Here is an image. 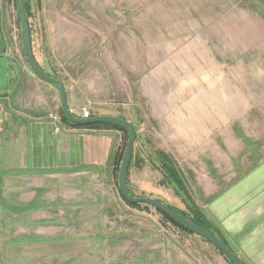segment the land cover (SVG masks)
Segmentation results:
<instances>
[{"label": "rangeland", "instance_id": "374dc122", "mask_svg": "<svg viewBox=\"0 0 264 264\" xmlns=\"http://www.w3.org/2000/svg\"><path fill=\"white\" fill-rule=\"evenodd\" d=\"M11 1L5 6L4 23L8 60L17 77L8 93L12 92L11 107L25 110L36 101L33 95L48 102L52 90L25 61ZM27 4L34 57L46 74L67 85L86 103L79 108L90 107L97 114L123 111L128 107L122 103L141 100L146 85L151 88L160 83L167 98L170 80H185V85L199 80L201 96L210 93L220 98L212 103L216 116L226 99V107H231L227 108L231 117L216 120V134L228 131L247 145L242 160L256 156L264 159V0H27ZM198 62L200 71L196 69ZM208 104L202 101L201 110L205 111ZM60 111L59 106L48 113L53 125L54 117L64 125ZM143 111L147 113L145 108ZM140 125L144 153L159 164L155 152L160 151V136L146 126L144 116L138 119ZM167 154L177 167L183 164L176 151ZM181 168L188 195L202 211L200 205L205 201L193 193L192 176L186 167ZM164 185L167 187L159 200L143 197L188 214L186 204L166 182ZM129 208L136 211L138 232L128 238L136 242L152 234L157 246L162 240L167 243L168 249L159 245V255L151 263L138 257V252L132 253L131 246L127 250L89 246L85 255L86 247L70 248L64 246V240L53 243L43 234L35 244L20 245L19 261L11 262L0 255V264H164L168 255L173 258L169 264H174L177 250L190 254L191 261L198 252L211 264H228L210 244L174 228L153 208ZM1 249L7 254L6 247ZM122 250L128 253L121 254ZM71 258L73 262H69Z\"/></svg>", "mask_w": 264, "mask_h": 264}, {"label": "crops", "instance_id": "0c3cea01", "mask_svg": "<svg viewBox=\"0 0 264 264\" xmlns=\"http://www.w3.org/2000/svg\"><path fill=\"white\" fill-rule=\"evenodd\" d=\"M8 2L0 0V55L7 57L4 12ZM200 67L198 62L196 69L200 71ZM183 81L168 82L172 88L167 98L161 84L154 83L153 88H142L139 102L122 103L128 107L123 111L93 114L122 117L136 129L127 178L128 189L135 196L159 200L167 187L161 172L144 153L142 125L138 126V119L144 116L146 126L160 136L157 150L165 154L176 151L182 159L196 187L193 193L205 201L200 208L240 263L264 264V159L242 160L247 145L228 131L216 134V120L223 121L231 114L227 97L216 116L212 103L220 98L210 93L201 96L199 80L187 85ZM11 87H15L14 82ZM49 87L48 102L33 93L36 101L25 110L11 107L12 92L0 97V247L8 249L7 254L1 249L0 255L19 261L20 245L35 244L34 240L44 234L53 243L64 240V246L70 248L86 247L85 255L89 246L109 250L131 246L132 253L138 252V257L151 263L159 255V245L168 246L163 240L157 246L152 234L136 242L128 238L138 229L136 211L122 202L117 187L115 160L123 146V133L64 124L55 134L47 115L59 109V98ZM64 88L71 112L86 105L67 85ZM202 101L209 103L205 111L200 108ZM182 165H178L181 170ZM126 250L120 253H128ZM175 255L174 264H211L198 252L192 261L183 251L177 250ZM170 257L164 264L171 262Z\"/></svg>", "mask_w": 264, "mask_h": 264}, {"label": "water", "instance_id": "95a60500", "mask_svg": "<svg viewBox=\"0 0 264 264\" xmlns=\"http://www.w3.org/2000/svg\"><path fill=\"white\" fill-rule=\"evenodd\" d=\"M14 4L17 20L20 26L21 46L25 61L35 76H37L40 80L51 85L56 90V92L58 93L60 110L66 121L69 124L80 127H86L97 124L109 125L121 129L127 133V141L117 172V187L119 194L124 199V201L129 205H145L147 207L153 208L163 216H166L167 218L171 219L172 221L183 227L189 233L199 237L203 241H206L217 251H219L230 264H242L240 263V260L236 257V255L226 245H224L220 239H218L213 234L201 228H198V226L193 224L190 220L184 218L182 215H179L177 212L172 210L163 202H158L157 200L149 197L135 196L129 193L127 186L128 168L132 159L133 146L137 136L136 129L129 121L120 117L108 115H94L88 119H81L75 117L72 114L67 104V95L63 83L57 80L56 78L46 74L39 67L34 57L31 45V34L28 15L26 12L25 0H14ZM7 96L8 93L0 95V97Z\"/></svg>", "mask_w": 264, "mask_h": 264}, {"label": "trees", "instance_id": "16d2710c", "mask_svg": "<svg viewBox=\"0 0 264 264\" xmlns=\"http://www.w3.org/2000/svg\"><path fill=\"white\" fill-rule=\"evenodd\" d=\"M25 6H26L27 15L29 16V14H28V4H27V0H25ZM60 115H61V119H62L63 124H65L66 126L75 127V128H84V129H93V128L115 129V130L121 131L123 133V135H124L125 141L127 140V133L125 131L121 130V129L116 128V127L109 126V125H100V124L86 126V127H80V126H76V125L69 124L66 121V119L64 118V116H63V114H62L61 111H60ZM120 118H122V117H120ZM124 148H125V143H124V145L121 148V152L118 154V156H117V158L115 160V166H116V170L117 171H118V167H119V164H120V160H121V157H122ZM155 154L160 159L159 164L158 163L156 164L150 156H147L148 161L150 162L151 165H153L156 169H158L161 172V174H162L161 176H163V179L166 182V184L171 187V189L173 190V192L176 195V197L181 200L180 202H182L184 205L186 204V206H187V208H188V210L190 212L188 214H185L184 212H182V211H180V210H178V209H176L174 207H171L169 205H167V206H169L172 210H174L175 212H177L179 215H182L184 218L190 220L193 224H195L196 226H198V228H201V229H203V230H205V231L213 234L218 239H220L223 242L224 245H226V242L223 239V237L220 234V232L217 229V227H215L212 224V222L209 221V219L207 218L206 214H204L203 211L199 210L194 205L193 201H191V199H190V197L188 195V191L185 188L186 185L184 183V179H183L182 174H181L180 170L178 169L177 165L174 162H172L173 160L168 155H166L164 152H162V151H156ZM129 193L132 194V195H134L130 190H129ZM120 197H121V195H120ZM121 199L129 207L138 208V207L142 206V205H129L128 203H126L124 201V199L122 197H121ZM160 216L166 222H168L171 225H173L174 228H177L181 232H184V233L193 235V234L189 233L187 230H185L183 227H181L180 225H178L177 223H175L174 221H172L171 219L167 218L166 216H163L162 214H160ZM204 242H206V241H204ZM219 254L223 257V255L220 252H219ZM227 263L230 264L229 262H227Z\"/></svg>", "mask_w": 264, "mask_h": 264}, {"label": "flooded vegetation", "instance_id": "af4514ba", "mask_svg": "<svg viewBox=\"0 0 264 264\" xmlns=\"http://www.w3.org/2000/svg\"><path fill=\"white\" fill-rule=\"evenodd\" d=\"M8 59L7 56L0 55V95L10 91V87L17 77V71Z\"/></svg>", "mask_w": 264, "mask_h": 264}, {"label": "built area", "instance_id": "2783aa9c", "mask_svg": "<svg viewBox=\"0 0 264 264\" xmlns=\"http://www.w3.org/2000/svg\"><path fill=\"white\" fill-rule=\"evenodd\" d=\"M72 114L81 119H88L94 116L90 107H81L77 112H72ZM52 120L54 121V133L59 134L61 132L60 120L58 121V118L56 117Z\"/></svg>", "mask_w": 264, "mask_h": 264}]
</instances>
